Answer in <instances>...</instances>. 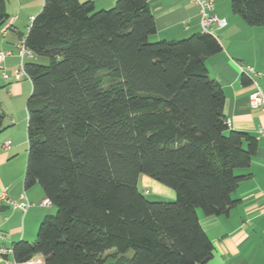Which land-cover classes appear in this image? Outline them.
<instances>
[{"label": "trees", "instance_id": "16d2710c", "mask_svg": "<svg viewBox=\"0 0 264 264\" xmlns=\"http://www.w3.org/2000/svg\"><path fill=\"white\" fill-rule=\"evenodd\" d=\"M229 1L244 23L264 26V0ZM9 20L8 0H0V31ZM156 34L147 0H117L103 10L93 1L45 0L31 22L23 37L31 58L23 78L32 84L24 188L39 185L57 213L43 219L35 241L13 244L17 261L213 258L199 211L220 217L238 205L232 195L247 177L239 172L251 167L258 140L232 130L225 116V92L207 66L224 50L219 37L156 43ZM242 80L254 82L246 73ZM5 121L0 107V136ZM141 176L176 199L149 201Z\"/></svg>", "mask_w": 264, "mask_h": 264}, {"label": "crops", "instance_id": "0c3cea01", "mask_svg": "<svg viewBox=\"0 0 264 264\" xmlns=\"http://www.w3.org/2000/svg\"><path fill=\"white\" fill-rule=\"evenodd\" d=\"M80 1H93L99 10L112 8L117 2ZM147 2L157 25L153 42L179 41L202 33L200 7L195 0ZM33 4L34 0H8L10 20L0 31V53L10 55L4 61L0 60V89L17 92L22 89L21 82H14L13 75L20 64L18 50L21 40L29 31L31 18L38 14ZM213 13L227 20L228 25L215 30L224 50L208 59L207 66L211 77L225 92V116L231 129L256 136L258 149L251 167L239 172L247 177L232 195L239 201L238 205L228 215L220 217H208L199 212L200 223L215 246L214 256L207 264H264V137L258 135V131L264 128V112L250 104V95L256 89L264 95V26L251 27L244 23L233 13L229 0H215ZM249 67L254 73L246 75L254 82L244 85V68ZM3 71H7L10 79L3 78ZM8 135V132L3 134L4 144ZM4 144L0 142V245L12 247L19 241L36 240L39 224L46 216L53 215L56 208L42 205L46 197L39 185L29 190L24 188V173H11L10 166L17 159V153L12 143L7 151L3 149ZM152 187L157 194L176 197L175 192L157 183H152ZM3 193L6 200L1 199ZM24 193L31 203L26 213L9 202H20Z\"/></svg>", "mask_w": 264, "mask_h": 264}, {"label": "rangeland", "instance_id": "374dc122", "mask_svg": "<svg viewBox=\"0 0 264 264\" xmlns=\"http://www.w3.org/2000/svg\"><path fill=\"white\" fill-rule=\"evenodd\" d=\"M27 1V0H24ZM35 4H33V8H35V13H39L37 11H41V9L44 6L45 0H34ZM40 9V10H38ZM110 9V8H108ZM37 15V14H36ZM152 41V39H151ZM157 43V42H156ZM19 51V50H18ZM20 64L18 66V70L21 66V58H20ZM25 62L29 63L31 62V58L27 56L25 58ZM43 65H48L49 61L45 58H42L40 61ZM14 82H18L14 78ZM18 84V83H17ZM21 87L22 89L17 91H10L7 88L0 89V107L2 111L6 114V121L5 125L8 127V129L5 132H8L7 138L5 137V141H11L12 147L15 148L17 159L12 162L10 166L11 173L13 175H22L26 171V165H27V157H28V140H27V123H28V114H27V101L32 93V84L31 81L22 78L21 80ZM4 90V91H3ZM13 122V123H12ZM4 132V133H5ZM3 133V134H4ZM3 134L0 137V142L4 144L3 141ZM147 178L146 183L144 182V178ZM153 184H159L163 188H166L168 190H172L169 187H166L162 185L161 183L147 177V176H141L139 179V188L141 192L144 194V196L151 202H164V201H174L176 197L174 198H168L167 196H162L161 194H157L153 191ZM173 191V190H172ZM174 192V191H173ZM54 214L56 215L57 210L54 209ZM202 213L201 211H199ZM41 224V223H40ZM39 224V226H40ZM38 226V229H39ZM34 240H31L30 242H33ZM129 257L133 256V252L130 251L128 254Z\"/></svg>", "mask_w": 264, "mask_h": 264}, {"label": "built area", "instance_id": "2783aa9c", "mask_svg": "<svg viewBox=\"0 0 264 264\" xmlns=\"http://www.w3.org/2000/svg\"><path fill=\"white\" fill-rule=\"evenodd\" d=\"M196 3L200 7L201 17H202V32L203 33H214L216 29H224L227 27L228 22L225 19H220L216 15H214V7H215V0H195ZM34 18H31V22ZM19 55L21 58V66L19 70H17L14 73V78L16 81H21L23 77H26V73L24 70V60L27 56H30V52L27 50L25 46L24 39L21 40L20 46H19ZM10 55L7 53H0V60L4 61L6 57ZM244 72L247 74H253L254 70L252 68H244ZM2 76L4 79H9L10 75L7 73V71H3ZM250 104L254 108H259L264 112V95L259 89H256L251 95H250ZM259 136L264 137V128L260 129L258 131ZM4 150H10L11 149V142L7 141L3 145ZM2 200H6V194L3 193L1 196ZM10 204L14 207H18L21 210H23L25 213L29 210L31 207V203L29 202L26 194L24 193L21 196V201H9ZM43 206L50 207L51 202L47 199H45L42 202ZM0 264H45V261L42 257L36 256L28 261L20 262L17 261L14 258V251L11 246H3L0 245Z\"/></svg>", "mask_w": 264, "mask_h": 264}]
</instances>
